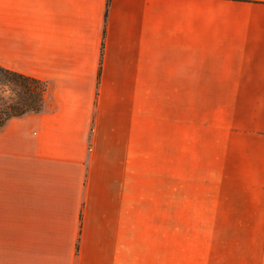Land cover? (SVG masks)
<instances>
[{
    "label": "crops",
    "instance_id": "0c3cea01",
    "mask_svg": "<svg viewBox=\"0 0 264 264\" xmlns=\"http://www.w3.org/2000/svg\"><path fill=\"white\" fill-rule=\"evenodd\" d=\"M0 66L45 84L0 127V264H160L180 172L186 219L264 243V0H0Z\"/></svg>",
    "mask_w": 264,
    "mask_h": 264
},
{
    "label": "rangeland",
    "instance_id": "374dc122",
    "mask_svg": "<svg viewBox=\"0 0 264 264\" xmlns=\"http://www.w3.org/2000/svg\"><path fill=\"white\" fill-rule=\"evenodd\" d=\"M4 91L2 93H7V90ZM183 174L180 172V216L175 228L170 217L169 191L166 193L169 181L163 182L162 228L157 249L161 254L160 264H264V243L234 242L236 238L224 237V230L203 226V221L196 220L193 207L189 220L182 215L181 187L186 185ZM150 219L152 227H148L142 242V250L148 253L155 251L154 213Z\"/></svg>",
    "mask_w": 264,
    "mask_h": 264
},
{
    "label": "trees",
    "instance_id": "16d2710c",
    "mask_svg": "<svg viewBox=\"0 0 264 264\" xmlns=\"http://www.w3.org/2000/svg\"><path fill=\"white\" fill-rule=\"evenodd\" d=\"M44 89L40 79L0 66V127L11 117L39 110Z\"/></svg>",
    "mask_w": 264,
    "mask_h": 264
}]
</instances>
